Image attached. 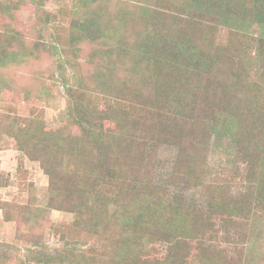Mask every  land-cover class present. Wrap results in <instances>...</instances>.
Wrapping results in <instances>:
<instances>
[{"label":"trees","instance_id":"1","mask_svg":"<svg viewBox=\"0 0 264 264\" xmlns=\"http://www.w3.org/2000/svg\"><path fill=\"white\" fill-rule=\"evenodd\" d=\"M46 1L0 0V86L11 84V68L48 52L59 57L54 81L63 85L68 111V125L55 131L37 114L27 121L0 116V140L12 136L49 177L46 205L0 203L4 220H22L34 231L24 235L22 264H225L224 249L207 240L216 237L215 220L244 216L243 200L220 195L208 211L195 210L178 192L171 195L169 183L206 178L210 134L225 133L264 197V0H182L180 7L181 0H70V24L49 40ZM125 2L130 7L120 8ZM28 4L41 22L30 38L17 16ZM140 19L145 29L134 38ZM222 25L230 27L225 47L216 42ZM255 29L262 69L252 84L255 73L226 49L237 56L234 49L248 45L234 34ZM84 51L94 64L85 72L76 60ZM23 91L51 93L44 83ZM166 142L177 156L158 182L155 151ZM52 209L73 214L50 227L58 247L35 232ZM156 243L166 244L162 258L154 256ZM190 250L196 261L187 260ZM9 258L0 249V264Z\"/></svg>","mask_w":264,"mask_h":264},{"label":"rangeland","instance_id":"2","mask_svg":"<svg viewBox=\"0 0 264 264\" xmlns=\"http://www.w3.org/2000/svg\"><path fill=\"white\" fill-rule=\"evenodd\" d=\"M176 2L180 7L182 0ZM73 4L70 0L46 1L45 8L52 20L48 28L44 29L48 40V35L52 31L53 33L56 31L64 33L65 28L70 24L71 12H74ZM118 5L122 9H128L130 2ZM17 16L19 27L28 38L36 27L41 26L32 4L24 6ZM143 28L145 29L144 19L131 31L134 38L144 30ZM229 31V26H220L216 38L218 46H227ZM241 33L236 32L234 35L244 38V45L248 47L246 49L236 47L234 52L237 56L230 48L226 50L234 60L241 61L252 70L251 72L255 73L252 74L251 79V83L254 84L261 75L262 69L258 56L261 33L258 29L252 30L245 36ZM85 49L88 50V46H85ZM84 55H86L85 51L76 58L83 66V72L85 69L91 70L94 67L93 63L89 64L84 59ZM69 56H71L70 53ZM56 58L59 57L43 52L42 57L34 60L31 65L11 68L8 71L12 82L7 83L6 86H0V116L10 115L27 121L37 114L48 131L62 129L68 125L64 88L59 80L54 81L57 75ZM42 83L50 87L49 95L43 98L35 94L25 96L24 87L32 89L35 93L36 87ZM258 91L259 89L257 93ZM164 110L166 109H160V111ZM68 130H72V127ZM2 135L0 140V203L10 202L16 209L28 202H36L39 206L46 205L50 195L47 173L39 161L30 159L18 149L12 136L5 133ZM236 146L237 143L228 134H210L205 156L208 168L206 178L189 183V180L184 182L173 177V182L177 185L169 183V191L171 195L178 192L186 204H190L195 210L201 209L205 212L216 202L213 198L220 195L226 196L229 201L243 200L244 216L233 215L226 220H215L213 227L218 230L216 237L207 242L213 244L215 248L224 249V258L228 260L225 264H264V197L259 196L254 181L256 177L249 171V165L245 163L240 148ZM177 150L173 142L158 145L153 168L156 181L162 182L169 177ZM72 219V213L52 209L46 213L43 226L35 232L44 237L50 246L58 247L62 242L59 240V235L54 233L50 227L56 222L68 223ZM31 232L34 231L22 220H4L0 208V249H6L10 256L6 264H22V258L29 245L24 240V235ZM154 247V256L159 258L165 256V243H156ZM186 257L188 261L197 260L193 250H190Z\"/></svg>","mask_w":264,"mask_h":264}]
</instances>
